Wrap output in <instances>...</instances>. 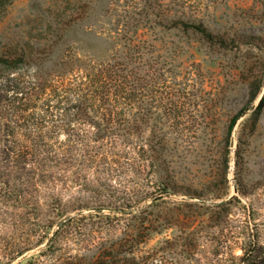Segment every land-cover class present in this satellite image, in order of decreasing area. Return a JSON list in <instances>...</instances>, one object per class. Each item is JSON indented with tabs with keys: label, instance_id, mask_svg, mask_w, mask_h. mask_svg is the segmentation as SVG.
<instances>
[{
	"label": "rangeland",
	"instance_id": "1",
	"mask_svg": "<svg viewBox=\"0 0 264 264\" xmlns=\"http://www.w3.org/2000/svg\"><path fill=\"white\" fill-rule=\"evenodd\" d=\"M256 37L264 0H0V53L25 54L0 66V264H264ZM72 53L76 87L91 58L120 63L111 122L75 119L72 97L49 122L62 97L42 81ZM94 120L122 136L97 139Z\"/></svg>",
	"mask_w": 264,
	"mask_h": 264
},
{
	"label": "trees",
	"instance_id": "2",
	"mask_svg": "<svg viewBox=\"0 0 264 264\" xmlns=\"http://www.w3.org/2000/svg\"><path fill=\"white\" fill-rule=\"evenodd\" d=\"M175 26L178 24H184L185 27L200 35L201 37L213 41L217 40L219 36L212 34L209 32L206 27L199 22H184L183 20H175ZM257 42L260 40L264 43V37H256ZM244 43H254V40L243 41ZM139 44H131L129 51H132L133 54H138L141 49ZM127 52V55L130 52ZM25 56L24 53L16 56V59H13L11 56H6L0 53V66L5 65L6 67L15 68L17 65L14 63L15 60L22 59ZM131 57V54H130ZM75 58V59H74ZM87 66V65H86ZM80 64V60H78L77 55L72 53L69 56L68 61L60 62L55 66V71L53 74H49L48 78L42 81V85L44 90H50L51 93L58 95V97H62L61 100L58 101L55 105H50L48 112L49 122L53 120H59L62 117V112L64 109L62 108L61 103L67 102L69 97L76 98L75 100L79 104L71 105L72 108H76L75 111V119H85L88 117L87 109L89 106L91 107V120L93 117L105 119L107 122H111L113 120L110 115L112 114L111 110L108 109L110 105L115 104L117 107L121 105V87L122 81H118L121 67L118 61L110 62V59L105 60H97L95 58H91V71H88L91 74L90 81L80 82L76 87V81L81 74L82 69L86 67ZM82 77V76H81ZM80 77V78H81ZM81 80V79H80ZM261 84H258L255 90L252 92V97L256 95L260 88ZM52 96V95H51ZM76 96V97H75ZM82 96V100H81ZM264 101V95L262 96L260 103ZM120 114V112H119ZM46 125L47 129H51L52 131H63L65 133H70V136L76 134L75 129L66 128L64 124L59 123L58 125ZM35 126V125H34ZM33 126V127H34ZM92 126L95 128V137L97 139H105L106 137L113 136H122L121 127H116L115 125H99L96 120L93 121ZM137 129H135L136 132ZM66 145V143H65ZM64 145H61L60 150H63ZM110 255V254H108ZM104 260H108L106 256L98 257L94 259L91 263L87 264H104Z\"/></svg>",
	"mask_w": 264,
	"mask_h": 264
},
{
	"label": "water",
	"instance_id": "3",
	"mask_svg": "<svg viewBox=\"0 0 264 264\" xmlns=\"http://www.w3.org/2000/svg\"><path fill=\"white\" fill-rule=\"evenodd\" d=\"M246 114H247V112H244V113L242 114V117H244ZM235 131H236V123H235V125H234L233 128H232V138H233L234 135H235ZM231 147H233V140H232V139H231Z\"/></svg>",
	"mask_w": 264,
	"mask_h": 264
}]
</instances>
